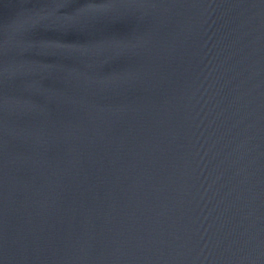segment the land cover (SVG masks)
<instances>
[{
    "label": "water",
    "instance_id": "1",
    "mask_svg": "<svg viewBox=\"0 0 264 264\" xmlns=\"http://www.w3.org/2000/svg\"><path fill=\"white\" fill-rule=\"evenodd\" d=\"M0 264H264V0H0Z\"/></svg>",
    "mask_w": 264,
    "mask_h": 264
}]
</instances>
